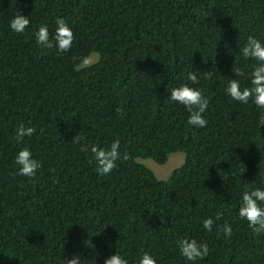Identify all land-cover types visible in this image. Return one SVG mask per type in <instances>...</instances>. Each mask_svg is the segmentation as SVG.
I'll return each instance as SVG.
<instances>
[{
	"label": "trees",
	"instance_id": "1",
	"mask_svg": "<svg viewBox=\"0 0 264 264\" xmlns=\"http://www.w3.org/2000/svg\"><path fill=\"white\" fill-rule=\"evenodd\" d=\"M18 12L23 33L9 27ZM57 18L74 33L62 54L35 37L47 26L51 40ZM249 36L264 44V0H0V264H104L115 253L139 264L146 252L193 264L182 238L208 245L195 264H264V234L238 215L243 192L264 188V109L226 92L229 79L251 87ZM182 84L209 99L206 127L170 99ZM21 123L36 131L18 143ZM117 139L129 158L102 176L90 147ZM24 147L35 177L18 174ZM175 153L184 163L165 181L138 161Z\"/></svg>",
	"mask_w": 264,
	"mask_h": 264
},
{
	"label": "clouds",
	"instance_id": "2",
	"mask_svg": "<svg viewBox=\"0 0 264 264\" xmlns=\"http://www.w3.org/2000/svg\"><path fill=\"white\" fill-rule=\"evenodd\" d=\"M30 20L24 15L18 14L10 21V29L16 33H23L29 26ZM38 45L46 48L55 46L59 53L67 52L71 49L74 40L73 30L63 18L56 19L55 34L50 40L47 26H42L35 33ZM53 41L55 44H53ZM244 58L258 61L253 65L250 75L251 87L241 89L240 81L229 79L226 88L227 94L238 102L247 104L250 100L261 109H264V44L254 36L247 38L246 45L241 49ZM243 75V73H240ZM187 79L193 84L198 82L195 72H189ZM170 99L185 106L189 116L187 123L190 126L204 128L207 120L203 114L209 107V99L203 95L202 91L190 87L188 84H182L173 88L170 92ZM34 127H25L23 123L19 124L15 130V140L23 142L25 137H30L35 133ZM76 143L80 142V137H73ZM120 141L114 140L108 147L92 145L90 151L96 164V170L100 175H107L117 167L118 160H127V153L121 156ZM81 151H89V146L84 145ZM15 163L19 166L18 174L26 177H35L36 170L40 167L38 161L32 158V153L27 147L22 148L15 157ZM264 202V188L245 190L242 194L238 215L241 219L248 222L249 227L256 235L264 234V208L260 205ZM223 216L222 212H217L215 219L219 220ZM163 222V221H162ZM214 220L208 218L203 221V228L211 232ZM225 238L233 235V230L227 222L221 226ZM181 254L186 260L195 264L198 260H203L209 255V248L206 243H201L197 239L182 238L178 242ZM64 264H82L80 257L73 256L71 259L64 260ZM104 264H129L128 260L120 254H113L108 257ZM139 264H157V260L149 253H144L139 260Z\"/></svg>",
	"mask_w": 264,
	"mask_h": 264
},
{
	"label": "rangeland",
	"instance_id": "3",
	"mask_svg": "<svg viewBox=\"0 0 264 264\" xmlns=\"http://www.w3.org/2000/svg\"><path fill=\"white\" fill-rule=\"evenodd\" d=\"M98 61V55L93 53L81 66H90ZM140 163L153 171L155 177L160 181H165L169 178L174 170L179 168L184 163V154L175 153L170 155L168 161L164 165H158L151 159H139Z\"/></svg>",
	"mask_w": 264,
	"mask_h": 264
}]
</instances>
